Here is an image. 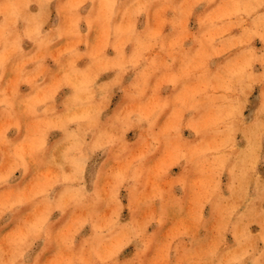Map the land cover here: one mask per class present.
<instances>
[{"label":"clouds","instance_id":"9594fccd","mask_svg":"<svg viewBox=\"0 0 264 264\" xmlns=\"http://www.w3.org/2000/svg\"><path fill=\"white\" fill-rule=\"evenodd\" d=\"M262 166L264 0H0V264H264Z\"/></svg>","mask_w":264,"mask_h":264},{"label":"rangeland","instance_id":"374dc122","mask_svg":"<svg viewBox=\"0 0 264 264\" xmlns=\"http://www.w3.org/2000/svg\"><path fill=\"white\" fill-rule=\"evenodd\" d=\"M257 46H258V44H257ZM260 172H261V174L262 175H264V166H262L260 169ZM175 171V170H174ZM254 231L256 230V229H253ZM131 250H129V252H130Z\"/></svg>","mask_w":264,"mask_h":264}]
</instances>
